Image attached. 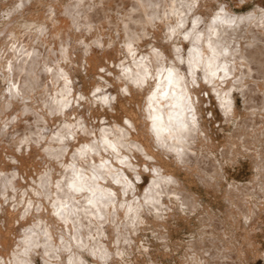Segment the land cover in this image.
Segmentation results:
<instances>
[{
    "label": "bare ground",
    "instance_id": "6f19581e",
    "mask_svg": "<svg viewBox=\"0 0 264 264\" xmlns=\"http://www.w3.org/2000/svg\"><path fill=\"white\" fill-rule=\"evenodd\" d=\"M216 1L218 0H12L5 5L0 3V79L3 81L1 83L0 80V83H4L7 91H0V95L10 97V100L7 97L0 98L3 99L0 113L3 110V113L5 111L8 114L7 108L12 105H16L18 109L11 108L27 113L23 114L25 117L21 115L23 119L14 120L12 127L10 118L14 115L11 116L10 113L15 110L9 112L8 125H4L5 121L0 122L4 125H0V151L2 149L3 153L12 156L15 162L13 159L11 162L21 167L25 163H36L38 166L41 164L37 160L39 158L42 164L47 162L52 166V169L39 172L38 177L26 174L31 176L26 178L22 171L24 177L32 182L28 180V188L24 185L21 189L19 183L23 177L21 181L18 178L22 174L18 177L17 171H5L4 164L2 170L0 165V213H4L3 221L0 220V264H37L39 259L41 264H89L84 250L96 258V264L121 262L120 258L124 260L125 255L130 254L131 238L127 237L132 236L129 231L128 234L121 232L127 228L125 221L134 222H131V228L136 234L134 228L137 227L135 231L140 226L143 228V223L146 224L149 219L145 214H140L148 211L146 215L156 217V226L161 225L162 230L166 231L167 226L169 227V224L166 225L167 219L176 215L175 208L179 212L182 208L192 210H187L190 213L197 211L201 207L197 196L186 189L187 185L180 181L181 177L178 179L168 165L183 170L203 185L207 183L206 187L213 185L214 180L219 182L223 179L224 164L221 166L213 156L214 152L210 153L211 142L205 139L207 127L203 123V96L201 97L200 92L204 85H210L220 106L226 112L229 110L228 113L225 112L228 119L234 120V129L230 138L227 137L228 140L231 139V146L235 149L231 151L240 155L244 150L245 154L251 151L250 156L252 155L256 165L261 164L259 168L264 170V4L262 0H258L255 14L252 12V15L244 16L233 12L230 9L231 3L218 1L220 4L216 8L217 14L212 15L211 19L206 12L211 14ZM232 2L243 4V0ZM40 3L42 7H38ZM142 43H150L148 49L143 48L144 53L140 50ZM123 56L129 57V61L124 63V59L121 60ZM82 72L86 74V78H92L93 72L99 78L107 75V83L115 88V94H110L114 91H108L109 93L102 95L103 89L108 87L105 81L106 86L103 84L102 89L96 87L99 91H94L98 93L93 91L94 95H90L95 97L101 92L102 99L99 95L95 100L100 98L98 101L102 104L99 102L98 105L94 100L93 103L104 113L114 114L115 100H121L124 108H127L128 100H142L144 108L139 114V124L133 118L126 119L124 115L126 121L123 120L125 124L122 127L114 122L108 126L98 125L100 129L91 128L93 130L89 131V126H86L91 112L89 106L93 107L94 104L92 99L86 100V93L83 94V81L81 84L76 82L78 79L75 76ZM102 82L104 81L100 85ZM237 96L242 98V105L246 110L241 115L236 109ZM134 113L133 115L138 114ZM14 118L16 119L15 116ZM56 120H60L63 125L60 124L59 127ZM55 121L58 128L53 133ZM91 124L93 125L92 122ZM83 133L86 137L80 146L77 140L83 138ZM54 142L57 144L53 146L57 148H51ZM41 144L51 145V150H55L49 152V146L42 149ZM238 149L244 150L241 153ZM147 156L152 164L147 161L148 165L142 166V161L149 160ZM65 157L66 161L60 166L57 163L59 167H56L52 158L58 161ZM143 157L146 159H142ZM4 158L5 162L6 157ZM226 160L229 162L228 158ZM147 170L156 177L152 176V185L148 186L156 184L157 187L153 190L146 187L149 190L146 194L137 193L133 200L127 198V201L126 196L136 189L134 185L137 186V183L133 185L131 174L135 175V181L141 179L139 176ZM211 172L220 180L213 178L212 184L208 185L209 179L213 177H210ZM261 172L259 174L264 175V171ZM259 176L256 179L260 181ZM258 183L256 184L260 190H257L258 187L256 191L264 197V179ZM114 184L117 187L118 184L121 185L122 193ZM252 186L257 187L254 184ZM239 187L235 186L234 190L231 188L234 193L237 190V194L230 191V196L234 199L230 197L229 200L233 204L235 197H241L243 201L253 193L248 192L249 195L245 196V189L250 188L251 184L246 188L243 186L241 190ZM18 188L21 192L17 196L19 194L26 202H22V207L21 202H18L21 199L9 197L13 194L12 198H15L14 191H19ZM23 192L27 194L26 198ZM148 192L154 198H150ZM6 195L17 204L7 202ZM143 197H149V200ZM262 197L263 202L259 203L263 205ZM143 199L146 200L145 203ZM238 199L239 203L235 202L241 206V212L249 223L259 210H264V205L260 209L256 200L259 205L254 202L257 206H248L251 202L248 204L246 201L245 205H248L245 206V201ZM123 208L127 212H123ZM22 209H25L24 214L29 216L30 212L33 215L29 217L35 219L31 220L26 216L28 223L25 229L22 227L23 232H18L15 227L16 222L19 226L20 220L23 221L20 213ZM132 212H137L134 218ZM182 213L183 219L185 216ZM38 215L42 219L38 217L40 220H37ZM130 216L134 220H129ZM106 218L111 223L107 222V227L104 225ZM215 218L204 215L200 221L205 226L209 220L216 221L213 220ZM113 224L118 225L121 230H115ZM217 224L219 223L216 222L215 225ZM251 224L249 230L254 232L255 224ZM223 225L217 226L222 228ZM116 226L114 227L117 228ZM237 226L239 227L238 224ZM108 227L119 231L115 232L117 235L126 234L127 241L121 236L122 240L118 242L127 244L123 243L124 246L122 244L114 249L117 239H112L114 230L112 237L107 236ZM218 227L212 230L218 231ZM208 229L209 232L210 228ZM213 231H210L211 234ZM217 231L215 233L218 236ZM162 232L161 237L166 240L169 237L168 230ZM215 233L211 239H207L210 236H205L206 239L189 242L192 248L190 246L188 249L200 252L204 264L229 263L233 259L230 258L232 254L228 253V248L227 252L224 250L223 240L216 239ZM106 236L110 239L107 240ZM109 240L112 243L115 241L112 244L115 247L108 246ZM218 241H222V245ZM233 262L236 261L233 259ZM184 263L190 264V261Z\"/></svg>",
    "mask_w": 264,
    "mask_h": 264
},
{
    "label": "rangeland",
    "instance_id": "374dc122",
    "mask_svg": "<svg viewBox=\"0 0 264 264\" xmlns=\"http://www.w3.org/2000/svg\"><path fill=\"white\" fill-rule=\"evenodd\" d=\"M3 1V0H2ZM5 1V0H4ZM2 2V3H4V5L5 4H7L8 2H10V1H12V0H6L5 2ZM220 3H225V2H227L228 4H230L231 6V8L230 9H232V11L233 12H236L238 15L239 14H241V15H244V16H246V15H252V12H254V10L256 11V9H257V7L256 6H258L257 5V2H258V0H249V1H244L243 0V2H241V3H243L242 5L241 4H239V3H236V2H232V1H234V0H218ZM218 1H216L215 2V6H213V8H212V11H210L211 12V14L209 13V12H206V14L208 15V17L210 16L211 17V19H213L212 17L213 16H216V14H217V9H218V5L220 4ZM262 2H263V4H264V0H262ZM0 3H1V0H0ZM2 3H1V5H2ZM219 3V4H218ZM238 4V5H237ZM235 5V6H234ZM239 5H241V6H239ZM39 6H43L42 5V3H40L39 5H38V7ZM38 7H36V9H38ZM45 7H43V9H44ZM48 8V7H47ZM217 8V9H216ZM40 9V8H39ZM46 9V8H45ZM44 9V10H45ZM214 9V10H213ZM41 10H42V8H41ZM217 10V11H216ZM43 11V10H42ZM216 13H215V12ZM215 15H214V14ZM246 14V15H245ZM253 14H255V12L253 13ZM257 14V13H256ZM213 15V16H212ZM2 16V15H1ZM0 16V17H1ZM1 21V20H0ZM147 44L145 43H142L141 45H140V50H142V53H144L145 51H144V47H148L149 45H150V43H149V45H147ZM152 45V44H151ZM145 48V50H147ZM4 55H7V54H4ZM129 56V55H128ZM127 56V57H128ZM125 56H123V58H121V60L122 59H124L123 60V62L125 63V62H127V61H129V57L128 58H124ZM118 58V57H117ZM120 58V57H119ZM127 59V60H126ZM130 60L132 61V57H130ZM99 72L101 71V70H98ZM82 74V75H81ZM79 73V74H77L76 76H75V79H78V81H76L78 84H81L82 83V81H83V83L81 84V86H82V90H84L85 92L83 93V94H85L86 93V95H88V99H86V100H89V99H92L91 101H92V103H93V100H94V102L95 103H98V105H99V102L100 101H98V100H100V98L99 99H96L95 100V98H98L99 97V95H100V93H99V95H96L95 97H92L94 94H93V91L94 90H96V91H99L98 90V88H96V87H100L101 89H102V87H104L103 86V84L105 85V81H106V84L108 85V87H106L105 89H103V91H102V95L104 94V93H107L108 91L110 92V91H114V92H110V94L112 93V94H115V92H116V90H115V88L113 89L112 87H113V85L112 84H108L107 83V79H109V78H107L106 79V77H107V75H105V77L103 78L102 76L99 78V76L98 75H96V74H94V72L91 74L92 75V78H86V74L84 73L83 74V72L82 73ZM96 75V76H95ZM78 76V77H77ZM82 78H81V77ZM85 78H84V77ZM80 77V78H79ZM93 77L95 78V79H93ZM0 78H1V76H0ZM84 79H87V80H84ZM93 79V80H92ZM103 79V80H102ZM115 79H116V77H115ZM1 80V83L3 82L2 81V79H0ZM80 80V81H79ZM88 80H91L90 82L88 81ZM95 80V81H94ZM86 81V82H85ZM96 81H98V82H96ZM101 81H104V82H102V85H100L101 84ZM88 82V83H87ZM94 82V83H93ZM95 82H96V84H95ZM0 83V91L2 92V90H4V91H6L4 88H6V86L4 85V83L3 84H1ZM85 83V84H84ZM92 83V84H91ZM87 84V85H86ZM99 84V85H98ZM237 84V83H236ZM236 84H234V85H236ZM3 85V86H2ZM92 85V86H91ZM226 85H227V83H226ZM94 86V87H93ZM106 86V85H105ZM109 86H111V87H109ZM3 88V89H2ZM92 88V89H91ZM107 88H108V90H107ZM110 88H112V89H110ZM211 87H210V85H204V87L202 88V89H200V92H201V97H202V105H201V107H202V117H203V123H205L204 124V127H207L206 129V134H207V136L205 137V139L207 140V141H209V143H210V149H211V152L210 153H213V154H210L211 156L213 155L214 157H215V159L220 163V165L222 166L223 164V166H222V171H223V179H219V177L218 178H215L214 176H213V174H212V172L210 173V174H212V175H210V177H212L211 179H209L210 177H209V175H208V179H209V183H208V185L209 184H212V179L213 178H215V179H219L220 181L218 182V180H214V184L213 185H215V186H213V185H209V186H207L206 187V184L204 183V185H203V183H200L201 181H199V180H197L196 178H192L191 176L189 177V175L186 173V172H183V170H178V169H175L174 168V166H172L171 164L170 165H168V167L170 168V170H172V172L178 177V179L180 180V177H181V180L180 181H182V182H184L185 183V186H186V189L187 190H189L192 194H194V196L196 197L197 196V200L200 202V204H201V207L199 208V209H197V211H194V212H192V213H190L192 210H189V209H186L185 208V210H182V209H184V208H182L181 210H180V212L182 213V214H184V216L185 217H187V218H185L184 216V218L182 219V215H181V213L177 210V208H175V210H174V213L176 214V215H174V216H171V217H169V219H167V223H166V225H168L169 224V227L167 226V230H168V235H169V237L166 239V240H163L164 238H162L161 236V232L162 231H164V232H167V230L165 231V230H162V228H161V225H160V227L159 226H156L158 223H157V221H156V217H154V216H152L151 214H148V215H146V213L148 212H146V213H144V211L142 212V214H140V215H144L145 214V216H147V217H149V219L147 220V223L145 224V222L143 223V228H142V226H140L141 228H138L137 229V231L139 230V229H142V230H139L138 232L137 231H135V229L137 228H134L135 226H133V228H134V232H136V234L135 233H133V229L131 228L132 227V223L131 222H133V221H129V223H128V221H125V222H127V223H124L125 225L127 224V228L129 229V228H131V230L129 229H127L123 224H122V227H125V229L127 230H125V229H123L122 227H120V228H122L123 230H121V229H118V225L116 226V225H114L113 224V228L115 229V230H121V232H123V233H126V234H128V231H129V234L130 235H132L131 237H127L126 236V234H125V236L127 237V238H131V240H130V254H127V255H125V259L123 260V259H121L120 258V260H121V262L120 261H112V262H109L108 264H130V263H132L133 262V264H183L184 262H189L190 261V264H202L203 263V259H202V254L200 253V252H198V251H194V250H192V249H188V247H190L191 246V244H189V242H191V241H198V240H203V238L204 239H206V237L205 236H207V237H209V238H207V239H211V237H214L213 235H214V233H215V231H217V230H212V229H216L219 225H222V224H224L223 225V229L221 228V231H220V228H219V230L217 231V232H219L218 233V236H217V233H215L216 235H215V237H216V239H218L219 241L220 240H223V245H222V241L221 242H219L218 241V243L219 244H221L222 246H225L224 247V250L227 252V250L229 249L230 251H232V252H230V251H228V253L230 254H232V256L230 255V258H233L236 262V264L238 263V262H242V264L243 263H245V264H264V210L261 212V210H259L260 212L257 214V216H254V219H253V217H252V220H251V223L253 222L255 225V229H254V232H251L249 229L251 228V226L253 225V224H251V223H249L250 221H248L247 220V218L246 217H244V214L241 212V206L239 205L238 206V204H236V202L237 203H239V201H237L236 199L237 198H239L238 200H240L241 199V197H235V200H236V202H235V200H234V204H233V202L231 201V200H229V199H231L232 198V200L234 199L233 198V196H230L231 195V192L230 191H232V189L236 186V188L237 187H239L240 185L243 187V188H246V187H248V186H250V184H251V187L248 189H245L246 190V192H245V196H247V195H249V193L251 192V191H253V193L251 192V194H250V196L246 199V197H245V199H244V197H243V201H242V199H241V201L242 202H244V205H245V203H246V201H248L247 203L249 204V202H251L249 205L248 204H246V205H248V206H250L251 204H252V206H257V205H259L260 204V209L261 208H263V207H261V203L263 202L262 200L263 199H261V197L262 196H260L258 193H259V191H256V189L259 187V186H257V184H259L258 182H260V181H262V178L264 179V175L263 174H259V172L260 171H262L261 173H263V171L264 170H260V168H259V166L261 167V164H257L258 165V167H257V165H256V162H254L255 160L250 156V154L252 153L251 151V153L249 152H247L246 154H245V150L243 151L242 149L241 150H239V152H241L242 153V151H243V153L240 155V154H238V153H236V152H232V151H235V149L231 146V139L230 140H228V138H230L229 137V135L232 133V131H233V129H234V120L233 121H231V120H229L228 119V116H226V114H225V112H226V110L224 111V109L220 106V104H219V101H218V99H217V97H216V93L212 90V92H211ZM3 91V92H4ZM77 91H78V93H80L79 92V89H77ZM86 91H88V92H86ZM92 91V92H91ZM0 92V93H1ZM7 92V91H6ZM108 92V93H109ZM89 93H91V94H89ZM94 93L96 94V93H98V92H95L94 91ZM215 93V94H214ZM203 94V95H202ZM90 95H92V96H90ZM102 95H100L101 96V99H102ZM4 97H7L8 98V96L7 95H4L3 97H1V95H0V98H4ZM205 97V98H204ZM6 98V99H7ZM10 98V97H9ZM8 98V100H10ZM1 101H3V99H0V104L2 103ZM91 101H88V102H90V104H91ZM87 102V101H86ZM95 103H93L94 105H93V107H92V105L91 106H89L90 107V113H89V115H88V120H89V122H88V124H86V126L88 127V129H89V131L90 130H93V129H91V128H94V129H100V127H102L103 125L105 126V124H107L106 126H108V124H114V122L115 123H117L119 126H123L124 124H125V122L123 121V120H125V118L127 119V118H133L136 122H137V124H139V118H140V115H141V111L143 110V102H142V100H138V99H136V100H134V101H127L126 103H127V108H124L123 106H122V102H121V100L119 101H117L116 102V100H115V104L113 105L114 106V114L113 113H104V111L102 112L101 111V108L99 107H95V106H97ZM101 103V102H100ZM140 103V104H139ZM102 104V103H101ZM242 104H244L243 103V100H242V98L240 97V96H237L236 97V109H238L237 111H238V114H243V113H246V110H245V108H244V105H242ZM138 105V106H137ZM118 106V107H117ZM11 107H16L17 109H18V107L16 106V105H12ZM11 107H9V108H7V110H8V114H6V112L4 111V113H3V110H1V113H0V122L1 123H3L4 121L6 122V123H4V125L6 124V125H8L10 122H8V121H10V119H11V124H10V126L12 127V126H14V120H16L17 121V118L19 119H23V118H21L22 116H23V114H27L26 112H24V113H22L23 111H17V109H14V108H11ZM95 109V110H94ZM103 109V108H102ZM116 109V110H115ZM118 109V110H117ZM222 109V110H221ZM15 110V111H14ZM99 110V111H98ZM105 110V109H104ZM245 110V111H244ZM12 111H14V112H12ZM81 111V110H80ZM79 111V112H80ZM96 111V112H95ZM116 111V112H115ZM229 111V110H228ZM228 111L226 112V113H228ZM9 112H12V113H14V114H12V113H10L11 114V116H15L16 117V119L14 118V116L13 117H11L10 118V115H9ZM100 112V113H99ZM134 112H137L138 114V116L137 115H133V114H135ZM140 112V113H139ZM22 113V114H21ZM3 114H6V115H3ZM105 115V116H103V115ZM110 114H112V115H114V116H112V115H110ZM127 114V115H126ZM140 114V115H139ZM22 115V116H21ZM126 117H125V116ZM5 116V117H4ZM56 116H59V115H56ZM91 116V117H90ZM108 116V117H107ZM118 116V117H117ZM7 120H5L4 118ZM23 117H25V115L23 116ZM100 117V118H99ZM115 117V118H114ZM125 117V118H124ZM8 118V119H7ZM10 118V119H9ZM13 118V119H12ZM96 118H98V119H96ZM120 118V119H119ZM123 118V119H122ZM226 118H227V120H226ZM3 119V120H2ZM92 119V120H91ZM115 119V120H114ZM118 121H117V120ZM104 120V121H106V122H102V121ZM57 121V120H56ZM56 121H55V123L53 122V124H54V128L52 127V130H53V133L55 132V131H57V126L59 125V127H61L60 126V120H58L57 121V123H58V125H57V123H56ZM100 121H101V123H100ZM120 121V122H119ZM126 121V120H125ZM228 121H230V123L228 122ZM13 122V123H12ZM91 122L93 123V125L91 124ZM124 122V123H123ZM1 123H0V125H1ZM120 123V124H119ZM13 124V125H12ZM55 124L57 125V126H55ZM4 125H1V126H4ZM61 125H63V124H61ZM94 125L96 126V127H94ZM100 127H99V126ZM0 126V127H1ZM57 127V128H56ZM56 129V130H55ZM22 133H25V132H22ZM84 135H82V137L83 138H81L80 136V138H78V142L80 143V146H81V143L82 142H84V141H82V140H84L85 139V137H86V134L85 133H83ZM228 137V138H227ZM208 138H209V140H208ZM80 139H81V142H80ZM144 140H145V138H144ZM76 141V143H78ZM227 142V143H226ZM55 144H52V146L51 145H48V146H43V144H41L40 146L42 147V149L44 148H46V147H48V148H50V146H51V148H57L56 146H53V145H56L57 143L56 142H54ZM76 143H74V144H76ZM78 143V144H79ZM208 143V144H209ZM78 144H76V146L78 145ZM212 144V145H211ZM230 144V145H229ZM227 145L229 146V147H227ZM75 146V145H74ZM79 146V147H80ZM226 146V147H225ZM233 149H232V148ZM51 148H50V150L49 149H47L49 152H51V151H53V150H55V149H53V150H51ZM230 148V149H229ZM229 149V150H228ZM232 150V151H231ZM224 151V152H223ZM227 153H226V152ZM4 152V150H2L1 149V151H0V159H1V157H3L1 160H0V165H2L1 167H2V170H3V164H4V170L5 171H11V170H13V171H17L19 174H18V180H20L22 177H23V179H21L18 183H19V186H20V184H21V186L19 187V188H23V187H25V186H27V187H25V188H28V180H30V179H26V178H28V176L29 175H31L32 177H38V175L40 174L39 172H41L42 173V171L44 172V171H47V169L48 168H50V169H52V166L50 165L49 166V164H47V162L46 163H44L43 162V164H42V160L39 158V159H37L38 160V162L39 163H41V164H39L38 166H36V163H25L22 167L21 166H18L17 165V163L15 164L14 162V158L12 157V156H8V155H6L5 153H3ZM127 152V151H126ZM231 153V154H230ZM232 153H234V154H232ZM238 154V155H237ZM4 155V156H3ZM223 155V156H222ZM227 155V156H226ZM230 157H229V156ZM235 155H237V157L235 156ZM212 156V157H213ZM239 156V157H238ZM4 157H6V161L4 162ZM51 157V156H50ZM148 157V156H147ZM8 158H9V160H8ZM141 158V157H140ZM225 158V159H224ZM228 158V160H229V162L226 160ZM234 158H236V160H234ZM13 159V161L11 162V160ZM142 159H146V157L144 158H142ZM147 159H149V157L147 158ZM171 159V158H170ZM231 159H233L235 162L233 163V160H231ZM52 160H53V162L55 163V165H56V167L59 165H62V163H64L65 161H66V157L65 158H63V159H59L58 161H56V159H53L52 158ZM226 160V161H225ZM232 162H231V161ZM3 161V162H2ZM62 161V162H61ZM115 161V160H114ZM147 161H149L150 162V159L149 160H144V161H142V166H143V164L145 165H148V162ZM1 162H2V164H1ZM8 162V163H7ZM60 162V163H59ZM135 161H133V163H134ZM152 162V161H151ZM150 162V164H152ZM57 163H58V165H57ZM117 163V162H116ZM13 164H14V166L15 167H13ZM30 164V165H29ZM234 164V165H233ZM45 165H47V167H45ZM64 165V164H63ZM256 165V166H255ZM16 166H18V168L16 169ZM34 166H35V168H34ZM40 166H41V168H40ZM49 166V167H48ZM58 166V167H59ZM172 166V167H171ZM44 167V168H43ZM12 168V169H11ZM22 168H24V170H22ZM38 168V169H37ZM8 169V170H7ZM20 169V170H19ZM49 170V169H48ZM258 170H259V172H258ZM22 171H23V173H24V175H25V177L27 176L26 174H29L26 178L24 177V175H23V173H22ZM38 171V172H37ZM143 171H145V170H143ZM182 171V172H181ZM147 172V173H146ZM142 176H139V177H141V179H139L138 178V180H140L139 182H138V180H135L134 181V179H135V175H132L131 174V176H133L131 179H132V182H134L133 183V185L134 184H136L137 183V186H135L134 185V188H136V189H134V191H133V193H129L127 196H126V199L128 198L130 201L131 200H133L134 198H133V196L135 195H137V193H138V195L141 193H145V192H147V190L148 189H146V187H148L149 189H154V188H156L157 187V185L155 186V185H153L152 187H150L152 184H150V182H151V178H153L152 176H154V175H152L151 173H149L148 172V170L146 171ZM176 172V173H175ZM178 172V173H177ZM21 173V174H20ZM37 174V175H36ZM148 174V175H147ZM262 177V178H260V176ZM151 175V176H150ZM161 175V174H160ZM168 175H170L169 173H168ZM259 176V179H260V181L259 180H257L256 178ZM31 176H29V177H31ZM150 176V177H149ZM188 176V177H187ZM155 177V176H154ZM161 177V176H160ZM156 178V177H155ZM186 178V179H185ZM189 178V179H188ZM154 179V178H153ZM186 181H185V180ZM191 179H193V181L191 180ZM23 180H25V182L23 181ZM196 180V181H195ZM153 181V180H152ZM256 181V182H255ZM258 181V182H257ZM30 182H32L31 180H30ZM255 182V183H254ZM26 183H27V185H26ZM153 183V182H152ZM218 183V184H217ZM257 183V184H256ZM158 184V183H157ZM235 184V186H233ZM249 184V185H248ZM255 185V186H257V187H254L255 188V191L253 190L254 188H253V186L252 185ZM25 185V186H24ZM115 185V184H114ZM148 185H150V186H148ZM116 187H117V185H115ZM120 186L121 185H119L118 184V187L116 188L117 190L120 188ZM155 186V187H154ZM191 186V187H190ZM233 186V187H232ZM242 187H239L240 189L239 190H241V188ZM18 188V190L19 191H14L15 192V198H12L13 196V194H11V195H9V197H11L10 199H14V200H16V198L18 199V200H20L21 199V201H18L19 202V204H20V202H21V207H22V205H23V203L25 202V199H24V201H23V197L22 196H20L19 194H18V196H17V193H19V192H21V189H19ZM24 188V189H25ZM232 188V189H231ZM122 189L123 188H120L119 190H120V192L122 193ZM146 189V190H145ZM252 189V190H251ZM25 190H28V189H25ZM118 190V191H119ZM215 190V191H214ZM234 190V189H233ZM243 190V189H242ZM248 190H250V191H248ZM257 190H260V187H259V189H257ZM22 191H24V190H22ZM149 191V190H148ZM237 190L235 189V193L237 194V192H236ZM25 193H26V191H24ZM23 192V193H24ZM135 192V193H134ZM150 192H151V190H150ZM228 192H229V194H228ZM239 192V191H238ZM249 192V193H248ZM258 192V193H257ZM22 193V194H23ZM23 194V196L25 197H27V194ZM232 193H234V191H232ZM234 193V194H235ZM243 193H244V191H243ZM248 193V194H247ZM127 194V193H126ZM146 194V193H145ZM234 194H232V195H234ZM253 194V195H252ZM255 194H257V195H255ZM261 194V193H260ZM144 195V194H143ZM148 195H149V192H148ZM152 195V194H151ZM151 195H149L150 196V198H154V197H151ZM225 195V196H224ZM227 195H229V196H227ZM256 197H255V196ZM7 197H5V200H7V202L8 201H10V199H8L9 197H8V195H6ZM134 196V197H135ZM254 196V197H253ZM260 196V197H259ZM264 196V195H263ZM25 197V198H26ZM224 197V198H223ZM231 197V198H230ZM125 198V195H124V197H123V199ZM144 198V197H143ZM147 198V197H146ZM146 198H144V199H146ZM149 198V197H148ZM147 198V199H148ZM262 198H264V197H262ZM128 199H127V201H128ZM143 199V200H144ZM149 200V199H148ZM151 200H154V199H151ZM255 200L259 203V202H261V203H259V204H257V202H255ZM130 201H129V203H130ZM145 201L146 200H144V203H145ZM253 201V202H252ZM6 202V204H9V203H7ZM12 202H13V200H11L10 201V203L12 204ZM23 202V203H22ZM257 204H255V203ZM13 203H16L15 201L13 202ZM241 203V202H240ZM254 203V204H253ZM17 204V203H16ZM25 204H26V202H25ZM24 204V205H25ZM146 204H148V203H146ZM235 204L238 206H235ZM243 204V203H242ZM245 205V206H246ZM264 205V204H263ZM262 205V206H263ZM13 206V205H12ZM145 207H147L146 205H144ZM178 206V205H177ZM20 207V206H19ZM13 208V207H12ZM121 208V207H120ZM141 208V207H140ZM242 208L244 209V206L242 205ZM209 209V210H208ZM239 209V210H238ZM21 210V209H20ZM124 208H123V212H124ZM190 211V212H188V211ZM24 211H25V209H24ZM24 211H23V209H22V212L20 211V213H22L20 216L22 217V219H23V221L22 220H20V225L18 226V222H16L17 223V226L15 227L16 228V231H18L19 232V230H20V232H23L22 231V227H24V229H25V225H26V223H28V221H26V219H27V217L28 218H30L31 220H34V219H32L31 217H32V215L33 214H30V212H29V216L31 215V217H29V216H27L26 214H24ZM126 212H127V210H125ZM134 211V210H133ZM177 211V212H176ZM244 211V210H243ZM180 214H179V213ZM186 212V213H185ZM19 213V214H20ZM131 213V212H130ZM137 213V212H136ZM135 212L133 213L132 212V214H134V216H133V218L135 217V215H137ZM149 213V212H148ZM25 216H24V215ZM179 214V215H178ZM209 215L210 217H212L213 216V218L214 217H216L215 219H213V220H216V221H211V220H209L207 223H205V226L201 223V221H200V218H202V216H204V215ZM3 215H4V213L3 214H1L0 213V217H2V218H0V220L1 221H3ZM131 215V214H130ZM27 216V217H26ZM40 215H38L37 216V220H40V219H42V218H40L39 217ZM128 216V215H127ZM24 217H26V218H24ZM40 219H39V218ZM129 217V216H128ZM132 217L130 216V218H128L129 220L131 219ZM132 218V220H134ZM181 220H180V219ZM246 218V219H245ZM136 219V218H135ZM155 219V220H154ZM218 219H219V221H221V223L218 221ZM256 219V220H255ZM36 220V221H37ZM106 220H108V221H106ZM106 220L104 219V221L106 222V224H104L106 227L109 225V224H111L110 222H109V219L108 218H106ZM237 220V221H236ZM112 221V220H111ZM211 221V222H210ZM246 221L248 222V223H246ZM104 222V223H105ZM107 222H109V224L107 223ZM154 222H156L155 224H154ZM217 222V223H219V224H217V225H215V223ZM224 222V223H223ZM150 223V224H149ZM213 223V224H212ZM15 224V223H14ZM133 224H134V222H133ZM152 224H153V226H152ZM237 224L239 225V227L237 226ZM250 224H251V226H250ZM22 225V226H21ZM129 225V226H128ZM131 225V226H130ZM214 225L216 226V228L214 227ZM114 226H116L117 228H115ZM120 226V225H119ZM231 226H232V228H231ZM249 226H250V228H249ZM27 227V226H26ZM111 227H112V225H111ZM147 227V228H146ZM214 227V228H213ZM224 227H226V228H224ZM156 228V229H155ZM208 228H210V231H213L212 233L213 234H211V232L209 233L208 231H207V229ZM23 229V230H24ZM114 229H112V228H110L109 229V227H108V229H106L107 230V236L109 237H112L113 235H114V233L115 232H119V231H115ZM159 229V230H158ZM206 229V230H205ZM225 229V231H223ZM238 229V230H237ZM245 229V230H244ZM113 230H114V233H113ZM153 230V231H152ZM157 230V231H156ZM162 230V231H161ZM207 231L208 232V235H206L207 234V232H205L204 233V231ZM209 230V229H208ZM131 231V232H130ZM159 231V232H158ZM202 231V232H201ZM232 232V233H231ZM236 232V233H235ZM123 233H121L120 235H119V233H118V235H117V233H115V235L114 236H116V237H112V239H117L116 241L118 242L119 240H122V237H123V240L125 241L126 240V238H125V236H122V234ZM163 233V232H162ZM204 233V234H203ZM113 234V235H112ZM134 234V235H133ZM155 234V235H154ZM212 236H211V235ZM226 234V235H225ZM124 235V234H123ZM129 235V236H130ZM228 235V236H227ZM106 236V238H107V240L108 239H110V238H108ZM118 236V237H117ZM121 238H120V237ZM137 238H136V237ZM201 236V237H200ZM203 236V237H202ZM233 236V237H232ZM248 236V237H247ZM133 237V238H132ZM135 237V238H134ZM231 237V238H230ZM118 238H120V239H118ZM199 238V239H198ZM224 238V239H223ZM246 238H247V240H246ZM14 240H15V238H13ZM111 239V240H112ZM213 239V238H212ZM107 240H106V242H107ZM111 240H109V244H108V246L110 245V247L112 246V247H115L114 249H117L118 247H120V246H122V244L124 243V244H127V242L125 243V242H123L122 241V244L121 243H117V242H115V241H113V243H112V241ZM110 241H111V244H110ZM127 241V240H126ZM225 241V242H224ZM114 242H115V246H113L114 245ZM121 242V241H120ZM129 242V241H128ZM131 242H132V247H131ZM138 243V244H137ZM217 243V244H218ZM113 244V245H112ZM118 246H117V245ZM124 244H123V246H124ZM140 244V245H139ZM120 245V246H119ZM189 245V246H188ZM230 247H229V246ZM236 246V247H235ZM134 247V248H133ZM215 247V246H214ZM214 247H211L212 249H214ZM221 247V246H220ZM132 248V249H131ZM191 248H192V246H191ZM226 248V249H225ZM228 248V249H227ZM235 248V249H234ZM255 248V249H254ZM190 250V251H192V252H190V251H188V250ZM211 249V250H212ZM222 249V248H221ZM139 250V251H138ZM223 250V251H224ZM85 251V250H84ZM83 251V253H85V259H87V261H89L88 263L90 264V263H92V264H96V263H94V261H96V258H94V257H92L90 254H87V252H84ZM224 251V253H226ZM132 252V253H131ZM138 252V253H137ZM186 252V253H185ZM195 253V254H194ZM234 253V254H233ZM237 253V254H236ZM146 254H148V255H146ZM191 254H193V255H191ZM201 254V255H200ZM203 254H206V253H203ZM229 254H227V255H229ZM239 254V255H238ZM152 255V256H151ZM197 255H199L200 256V258H199V256H197ZM207 255V254H206ZM128 256V257H127ZM133 256V257H132ZM148 257V258H147ZM188 259H187V258ZM193 257H194V259H193ZM197 257V258H196ZM229 257V256H228ZM238 257V258H237ZM199 258V259H198ZM230 258H228V259H230ZM127 259V260H126ZM137 259V260H136ZM139 259V260H138ZM142 259V260H141ZM186 259V260H185ZM233 259H231V260H229L228 262L229 263H224V264H230V263H232V264H235L234 262H233ZM236 259H238V262H237V260ZM240 259H241V261H240ZM244 259V260H243ZM189 260V261H188ZM127 261V262H126ZM130 261V262H129ZM137 261V262H136ZM231 261V262H230ZM244 261V262H243ZM96 262H98V261H96ZM227 262V261H226ZM205 263V262H204ZM203 263V264H204ZM37 264H41V259H39V260H37ZM43 264V263H42ZM107 264V263H106ZM184 264H186V263H184ZM188 264V263H187Z\"/></svg>",
    "mask_w": 264,
    "mask_h": 264
}]
</instances>
